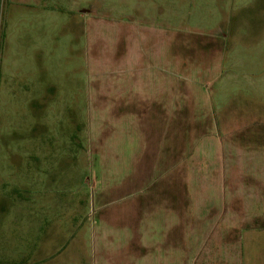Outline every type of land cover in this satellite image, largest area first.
Returning a JSON list of instances; mask_svg holds the SVG:
<instances>
[{
	"label": "rangeland",
	"instance_id": "374dc122",
	"mask_svg": "<svg viewBox=\"0 0 264 264\" xmlns=\"http://www.w3.org/2000/svg\"><path fill=\"white\" fill-rule=\"evenodd\" d=\"M3 30L0 264H136L110 222L139 152L127 104L168 86L181 114L182 89L259 56L264 0H1Z\"/></svg>",
	"mask_w": 264,
	"mask_h": 264
},
{
	"label": "crops",
	"instance_id": "0c3cea01",
	"mask_svg": "<svg viewBox=\"0 0 264 264\" xmlns=\"http://www.w3.org/2000/svg\"><path fill=\"white\" fill-rule=\"evenodd\" d=\"M234 55L209 91L182 89L181 114L168 86L127 104L139 152L110 222L136 264H264V51Z\"/></svg>",
	"mask_w": 264,
	"mask_h": 264
},
{
	"label": "trees",
	"instance_id": "16d2710c",
	"mask_svg": "<svg viewBox=\"0 0 264 264\" xmlns=\"http://www.w3.org/2000/svg\"><path fill=\"white\" fill-rule=\"evenodd\" d=\"M0 38H1L0 39V48H2L3 47V44H4V39H5V32H4V30L1 32Z\"/></svg>",
	"mask_w": 264,
	"mask_h": 264
}]
</instances>
